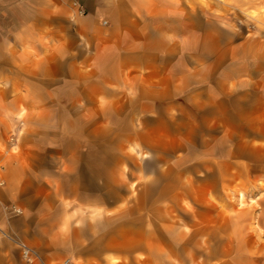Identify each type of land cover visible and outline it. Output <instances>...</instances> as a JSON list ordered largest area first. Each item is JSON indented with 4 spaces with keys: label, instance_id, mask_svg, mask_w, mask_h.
Here are the masks:
<instances>
[{
    "label": "crops",
    "instance_id": "crops-1",
    "mask_svg": "<svg viewBox=\"0 0 264 264\" xmlns=\"http://www.w3.org/2000/svg\"><path fill=\"white\" fill-rule=\"evenodd\" d=\"M231 6L241 8L237 27L216 14ZM185 101L193 112L223 120L225 136L237 118V133L263 141L264 0H0V216L16 207L46 213L47 225L17 230L26 218L0 222L50 264H127L118 261L121 243L129 264H148L147 256L131 254L133 233L123 241L112 233L105 260L104 205L78 202L87 217L73 220L64 172L39 170L51 166L38 158L39 131L54 118L47 104L145 103L147 118L163 110L171 118ZM15 246L0 240V264Z\"/></svg>",
    "mask_w": 264,
    "mask_h": 264
},
{
    "label": "rangeland",
    "instance_id": "rangeland-1",
    "mask_svg": "<svg viewBox=\"0 0 264 264\" xmlns=\"http://www.w3.org/2000/svg\"><path fill=\"white\" fill-rule=\"evenodd\" d=\"M216 14L236 27L241 24L238 6ZM47 105L54 118L50 129L39 131L44 149L38 158L51 166L39 170L64 172V187L76 205L73 220L87 217L78 202L104 205L106 261L112 255L107 245L112 233L122 241L133 233L139 238L131 254L147 256L148 264H264V136L253 143V135H240L237 118L232 119L233 133L225 136L223 120L193 112L187 101L171 118L164 110L147 118L145 103ZM64 160L71 165L62 167ZM38 203L33 200L40 208ZM11 209H2L0 218L8 224L26 218L15 222L16 229L47 225L46 213L21 210L17 215ZM0 227L9 232L1 222ZM145 237L150 239L147 249ZM30 246L39 255L34 264H50ZM166 253L168 258H154ZM129 254L121 243L118 261H134ZM9 256L8 264H27L18 246ZM83 262L64 258L54 264Z\"/></svg>",
    "mask_w": 264,
    "mask_h": 264
},
{
    "label": "built area",
    "instance_id": "built-area-1",
    "mask_svg": "<svg viewBox=\"0 0 264 264\" xmlns=\"http://www.w3.org/2000/svg\"><path fill=\"white\" fill-rule=\"evenodd\" d=\"M11 211L17 215L22 213L21 209L16 207H13ZM8 238L16 242L17 246L21 250L22 258L27 264H34L39 259V255L33 247L20 239H13L8 231L0 227V240Z\"/></svg>",
    "mask_w": 264,
    "mask_h": 264
},
{
    "label": "bare ground",
    "instance_id": "bare-ground-1",
    "mask_svg": "<svg viewBox=\"0 0 264 264\" xmlns=\"http://www.w3.org/2000/svg\"><path fill=\"white\" fill-rule=\"evenodd\" d=\"M241 198H242V196H241Z\"/></svg>",
    "mask_w": 264,
    "mask_h": 264
}]
</instances>
